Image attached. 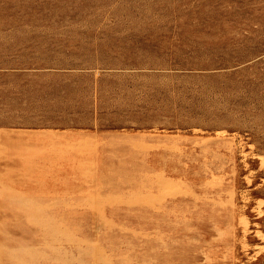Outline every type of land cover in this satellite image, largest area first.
<instances>
[{
  "label": "rangeland",
  "instance_id": "1",
  "mask_svg": "<svg viewBox=\"0 0 264 264\" xmlns=\"http://www.w3.org/2000/svg\"><path fill=\"white\" fill-rule=\"evenodd\" d=\"M41 143L53 146L23 175ZM90 143L87 174L76 171L71 148ZM110 178L125 191L141 182L134 201L156 192L155 218L163 198L192 189L167 221L179 227L175 245L171 235L146 246L147 234L116 231L66 247L56 229L16 232L28 225L12 189L49 208ZM218 196L228 211L236 203L242 222L224 244L215 223L234 218L213 206ZM134 208L118 211L124 228L140 226L144 211ZM60 246L76 264L79 254L100 264L102 255L111 264H264V0H0V264H63Z\"/></svg>",
  "mask_w": 264,
  "mask_h": 264
},
{
  "label": "bare ground",
  "instance_id": "2",
  "mask_svg": "<svg viewBox=\"0 0 264 264\" xmlns=\"http://www.w3.org/2000/svg\"><path fill=\"white\" fill-rule=\"evenodd\" d=\"M73 140H76V139H73ZM58 141H60V140H58ZM86 142H88V141H86ZM52 144H51V146H53ZM91 144L92 143L88 144L87 146L90 145V147H88L86 149H85V146L78 147L76 145H75L76 147L71 148L72 149L71 151L72 152H75V153H72V155L74 154L77 157V160L74 161L76 163V165H74V167H76V171H80V172L84 173L88 169V165L89 164L88 165L87 164H83L81 162V158H82L83 155H86L87 149L88 150L91 149V146L93 145V144L92 145ZM57 146L58 145H56L55 147H57ZM60 146H61V143H60ZM32 147H33V145H32ZM47 147H49V146H47V143H41V145H38V146H35L34 147L35 148L34 150H39L40 151V152L38 151V153L41 156H40V158L37 161L30 162V163H28L26 165L27 166V169L25 170V173L23 175H28V174L32 173L34 167L38 163H41L43 161V159H44L43 156H45L44 154L45 153H49V152H47V150H48ZM50 147H49V149H50ZM26 148H24L23 150H25ZM27 149H29V147ZM53 150H55V149H53ZM69 151L70 150H68V152L65 153V155H67L69 153ZM52 154H55V153H52ZM37 155L35 156L36 158L38 157ZM55 156L56 155H54V157ZM56 165H54V166H56ZM48 167H50V166H48ZM88 173H89V171H88ZM86 174H87V172H86ZM29 177L30 176H28V178ZM148 179H149V177H148ZM42 180H43V178H42ZM42 182H44V181H42ZM35 183H37V181ZM122 183L123 182H120L118 180H116L114 182L113 179L110 178V181L108 183H105V184L103 183L102 185H99V187H97V188H95V186L94 185H91V184L86 185L85 188H84V190L87 189V188H89L91 186L92 187V189H91V192L92 193H89L88 192V193L75 194L73 192H70V193H68V195L73 196V197L68 198V199H62L61 201L57 202L56 204L54 203L55 205H52L49 208L40 206L39 204H28L27 202L25 203V200L23 198L25 196L29 195L30 192H28V191L27 192L26 191L16 192V189H14V190L12 189L11 191H9V194H10V197L9 198L10 199H16V200L22 202V205L20 204L21 208H19L17 210V212H16V217L22 219L21 221L23 223L24 222L27 223V225H28V228H23V229H21L19 231H16V232L22 233L24 235H30V234L34 233V231L37 230V229L38 230H41L42 229V231H43V229H44V231H46V229H56V230H58V233H57L56 230H54V232H56L57 234H60L62 236H65L63 239L65 240V246L66 247L67 246L68 247L69 246L74 247L76 244H78L80 242L83 245H85L86 242H84L83 240H86L87 241V239H93V240L94 239H96V240L97 239H100V240H103V238L110 237L116 231H118V232L119 231H123L122 233H120V235L123 236V237H125V239H129L130 237L131 238L132 237H135V239H141L142 240L141 235L147 234L146 239L144 238V240L142 242L146 246H148V244H150V243H154V241H157V240L162 241L163 238L158 239L160 236L161 237H164V236L171 235L174 238V245H175L176 244V240L175 239L180 234V231H178V228L179 227L178 228H175L176 226L174 225L175 226L174 227V230H170L167 221H170L171 220L172 222H174L175 218H174L173 215L174 214L176 215L177 213H180V205H181L182 202H184L183 201L184 200L183 199L184 196H182V194L189 195V192L192 193L191 192L192 189L187 185V187L189 189L186 186L183 187L182 188V193L179 196L174 197L171 200H167V199L163 198L164 207L162 208L161 214H160V210L161 209L159 207H156V210H159L158 211L159 214H158L157 218H155V216L151 215L150 214L151 212L148 211V207L152 203H160L161 204L159 195H156V192H154V191H150L148 194H146V196L147 195L148 196L145 199L139 200V198H138L137 201L136 200L134 201V199L132 200L131 197H134V196H136L138 194H141L140 193L141 192L140 191L141 186H142V188L145 187V186L142 185L141 182L132 183L131 189L125 191V190H123V188H121ZM143 184H146V181H144ZM149 184H151V183H148V187H149ZM153 186H154V184H153ZM126 187H128V185ZM213 187L214 188H217V186H213ZM11 188H13V186ZM153 188L155 189V187H153ZM99 189H100V191H99ZM194 193L197 194L196 191ZM46 196H48V195H46ZM218 197H219V200H217V201H216V199H213V201H214L213 206L218 207V208L221 207L219 209H221L222 212H223V214H225L226 216H229V214L232 212L233 218H234V223H231L230 226H228V227H224L225 220H223L222 223H215V228H216L215 236L217 237L215 240L218 241L219 243H223L224 244V243L228 242L230 239L235 238L239 234V229H240V227H242L240 224H242V222L240 221L241 219L240 220H237L238 219L237 216H238V214H239L240 211H237L238 210V207H237L236 203L235 202H231V204L233 205V208L234 209L233 208H230L231 211H228L227 208H226V205H225V203H226L225 199L222 196H218ZM36 202H38V201H36ZM137 203L141 207L138 210H143L144 211V213L142 215L140 214L141 215L140 216V226H138L136 228H133L131 230L129 228H124L123 226L120 225V223H121L120 222V219H121V216L123 214H121L118 211H120L121 209H125V208L126 209H128V208L130 209L131 208L132 211H135L136 209L134 208V204H137ZM201 204L206 205L208 203L203 201ZM42 205H44V204H42ZM177 215H180V214H177ZM143 217H145V218H143ZM147 218H151L153 220V222H151V224L148 225V226H144V220L147 219ZM85 219H90V222L89 223H86L85 222ZM154 220H155V223H156L155 224V228L153 226L154 225ZM202 221H201V223H203ZM244 226L246 228L247 225H244ZM185 232L187 233V235H194L195 234V231L190 230V229H186ZM53 234H55V233H53ZM247 234H248V231L244 230V236H245V237H243L244 244L247 242ZM150 235H155V237H157V238H150L149 239L148 237ZM39 236H38V238H39ZM56 237H58V236H55V238ZM39 240H41V239H39ZM112 240H113L112 237L110 239H108L109 242H111ZM58 241H61V239L58 240ZM48 243L50 244V247L49 246H46V247L52 248L51 247L52 246L51 244H53L54 241H48ZM60 244L63 245V242L61 241ZM87 244H86V246H87ZM91 244H93L95 246V252L98 253V250L96 249V247H97L96 244L97 243L96 244L91 243ZM101 244H102L101 251L102 252L107 251V248L106 247L108 246L109 243H107L105 241V242H102ZM37 245H35V246H37ZM40 245H39V247H40ZM90 245H88V246H90ZM93 245H91V246H93ZM33 246L34 245H32V248H33ZM80 247H82V246H80ZM26 248L29 249V247H26ZM26 248H24V249H26ZM35 248H37V247H35ZM35 248H33L32 250L35 251ZM61 248H62V250L59 248V250H61V252H57V253H63L62 256H64V255L67 256L68 253H69V252L67 253L68 250H66L64 252L63 251V246ZM81 249H83V248H81ZM204 249H203V251H204ZM18 250L21 251V249H18ZM18 250H17V252H18ZM92 250L94 251V249H92ZM34 251H33V253H34ZM42 252H44V251H42ZM33 253H32V255H33ZM71 253H72V251L69 254H71ZM157 254H159V253H157ZM59 255H61V254H59ZM74 255H75V253L73 252V255L67 256L64 261H63L62 258H61L62 260H60V258H59V259H55V261L56 260L57 261L60 260L63 264H64V262H67L65 264H68V263L69 264H76L75 263V258H73ZM205 255H207V254H205ZM216 255H217V253H216ZM33 256H38V255H33ZM44 256H46V255H44ZM78 256H79L78 257V261L76 260L77 264H100L99 262L98 263H92L94 261L92 260V258H91L92 256H90V255L88 256V258H84L80 254ZM93 257H95V256H93ZM205 257L208 258L207 256H205ZM229 257L225 256V260H227L226 258H229ZM156 258H155V260H156ZM50 259H53V258L51 257ZM94 259H96V258H94ZM106 259H107V256L106 255H102L101 258H97V260H99V261H104V264H111V263H107L106 262ZM158 259H159V257H158ZM174 259H175V257L168 258L166 261L162 262V264H178L179 262L176 263V260L181 259V257L176 256L175 261H174ZM148 260H149V258H148ZM52 262H54V260H52ZM216 262H218V261H216ZM128 264H135V263H133V261H132V262H130Z\"/></svg>",
  "mask_w": 264,
  "mask_h": 264
}]
</instances>
